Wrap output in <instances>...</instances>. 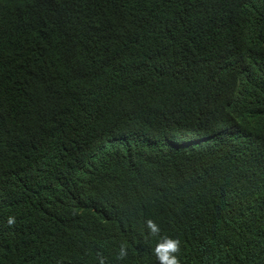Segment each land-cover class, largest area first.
Segmentation results:
<instances>
[{"label":"trees","instance_id":"obj_1","mask_svg":"<svg viewBox=\"0 0 264 264\" xmlns=\"http://www.w3.org/2000/svg\"><path fill=\"white\" fill-rule=\"evenodd\" d=\"M164 237L264 264V0H0V264Z\"/></svg>","mask_w":264,"mask_h":264},{"label":"clouds","instance_id":"obj_2","mask_svg":"<svg viewBox=\"0 0 264 264\" xmlns=\"http://www.w3.org/2000/svg\"><path fill=\"white\" fill-rule=\"evenodd\" d=\"M15 222L16 217L14 215H9L7 217V224L9 226L14 225ZM148 227L152 233H157L159 231L158 226L152 221H148ZM180 244L181 242L179 239L164 237L156 244L154 251L158 259L165 262V264H180L178 257ZM125 254V248L122 246L119 255L123 257ZM100 264H104L103 258L100 259Z\"/></svg>","mask_w":264,"mask_h":264}]
</instances>
